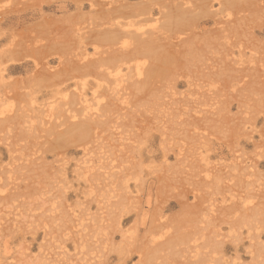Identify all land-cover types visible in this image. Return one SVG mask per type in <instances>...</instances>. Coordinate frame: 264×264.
Here are the masks:
<instances>
[{
    "label": "rangeland",
    "instance_id": "374dc122",
    "mask_svg": "<svg viewBox=\"0 0 264 264\" xmlns=\"http://www.w3.org/2000/svg\"><path fill=\"white\" fill-rule=\"evenodd\" d=\"M76 1H0V264H264V0Z\"/></svg>",
    "mask_w": 264,
    "mask_h": 264
},
{
    "label": "bare ground",
    "instance_id": "6f19581e",
    "mask_svg": "<svg viewBox=\"0 0 264 264\" xmlns=\"http://www.w3.org/2000/svg\"><path fill=\"white\" fill-rule=\"evenodd\" d=\"M1 1V0H0ZM4 1V0H3ZM28 1V0H27ZM33 2H34V0H32ZM37 1V0H36ZM43 1V0H42ZM73 1V0H72ZM22 2V1H21ZM96 2H98V4L96 3ZM209 2H211L210 0H203V2H201V3H203V5H201V7L202 6H207L208 4H209ZM2 3V2H1ZM10 3V2H9ZM19 3V2H18ZM17 3V4H18ZM29 3V2H28ZM25 4V3H24ZM74 8H76L78 11H81V10H83L84 9V7H85V5L80 1V2H78V1H76V0H74ZM86 4V3H85ZM3 5V4H2ZM12 5V4H11ZM21 5V4H20ZM23 5V4H22ZM40 5V4H39ZM72 5V4H71ZM99 5H101L102 7H103V9L102 8H98V6ZM111 5H113V2L112 1H97V0H90L89 1V4H88V10H89V13L90 12H93V11H97V12H99V11H102V13H103V22H102V24L100 23V24H98L97 26H95L94 27V29L95 30H93V28H91V31L89 30V34H90V37H92V38H94V36L95 37H99V36H102V37H104V38H106V39H109V40H111L110 38H113V37H116V35L117 34H130L131 32H130V30L129 29H126L127 27H130V26H133V24L134 23H132V22H125V23H122L123 25L122 26H119V24H118V27L116 28V25H115V27H110V26H112L111 25V21H112V18H114V16L115 15H124L125 14V12H127V11H125L124 13H122L121 12V10L125 7V4H122L120 7H115V6H111ZM16 6V5H15ZM38 6V5H37ZM4 7H5V4H4ZM64 7H68V5H64ZM7 9H5V8H3V6H0V24H7V23H19L20 21H24V20H27V19H32V17L36 14L35 12H31V13H28V14H24V15H20V16H10V17H5L4 15H5V13H8V12H10V11H14L13 9H15V7H11V6H9V7H6ZM127 8H129V6L127 7ZM126 8V10H128ZM24 9V8H23ZM22 8H21V10L20 11H22L23 10ZM18 10V9H17ZM39 10H40V8H39ZM38 10V11H39ZM36 11V10H35ZM149 11H151V10H149ZM15 12V11H14ZM148 13H150V12H148ZM38 14V13H37ZM18 15V14H17ZM128 15V13L126 14V16ZM141 15H143V16H145V15H147V13L146 12H144V11H142V13L141 12H139V13H135V12H131L128 16L129 17H131V18H133V19H136L135 21H137L139 18H143ZM174 15V14H173ZM172 15V16H173ZM141 16V17H140ZM147 17V16H146ZM145 17V18H146ZM171 16H169V18H170ZM175 17V16H174ZM146 19H149V16L146 18ZM168 23V22H167ZM98 26H99V29H96V27L98 28ZM103 26V27H102ZM31 32V31H30ZM27 33V35L26 36H24L21 40L19 39L18 40V42H20L21 44H20V46H18L17 44H15V43H12V45L6 50L7 51V53H12V55H13V52H15V50H17L16 48H15V46L16 47H19L20 48V50H22L23 52H26L28 55H31L33 58L35 57V56H37V57H45L46 55V53H47V51L50 49V48H48V45L49 46H51L50 44H48V41L43 37V35L42 36H40V34H34V35H30L31 33ZM152 32V31H151ZM158 32H160V30H158V29H156L155 31H153L151 34H149L150 36H152V35H155V34H157ZM77 34H79L80 36H83L84 34H86V32L83 30V29H78V31L76 32ZM88 33V32H87ZM145 33L146 32H139L136 36L138 37V38H140L141 39V41H143L144 42V44H141L139 47L138 46H135V47H128L129 49H130V51L127 53V55H136V54H140V53H142V52H145L144 51V49H146L147 48V46H148V48L149 47H151V43H152V46L153 45H156L157 44V42L159 41V38H158V41L156 40V38L158 37H153L152 36V39H144L145 38ZM45 36V35H44ZM47 36V35H46ZM47 37H49V36H47ZM46 37V38H47ZM50 39H51V36L49 37V41H50ZM53 39H55V38H53L52 37V39L51 40H53ZM60 40V39H59ZM157 41L156 42V44H154L155 43V41ZM140 41V42H141ZM149 41L151 42V43H149ZM54 42V41H53ZM145 42H146V44H145ZM154 42V43H153ZM51 43V42H50ZM147 43H149V44H147ZM51 44H53V48H54V45H55V43H51ZM125 45V44H124ZM127 46V45H126ZM145 46H146V48H145ZM52 48V49H53ZM121 48V47H120ZM119 48V49H120ZM124 49V48H123ZM126 49H127V47H126ZM128 49V50H129ZM117 50V49H116ZM116 50H114V51H116ZM147 50H149V49H147ZM50 51V50H49ZM13 57V56H12ZM136 57V56H135ZM110 59H112L111 61H113L114 60V57H109ZM161 58V57H160ZM116 59H118V57H115V60ZM166 59V58H165ZM13 61H16V60H14V59H12ZM97 60V59H96ZM164 60V59H163ZM94 61V60H93ZM102 61V60H101ZM108 61H110V60H108ZM161 61V60H160ZM156 62V61H155ZM162 62V61H161ZM94 64H96V65H98L99 64V62H95ZM167 64V63H166ZM1 65V64H0ZM159 65V64H158ZM160 66H161V64H160ZM162 67V66H161ZM22 68V66H20V65H18V64H15V65H10L9 67H1L0 66V76H2L3 75V72H5V71H15V70H18V69H21ZM152 70V69H151ZM153 71V70H152Z\"/></svg>",
    "mask_w": 264,
    "mask_h": 264
}]
</instances>
